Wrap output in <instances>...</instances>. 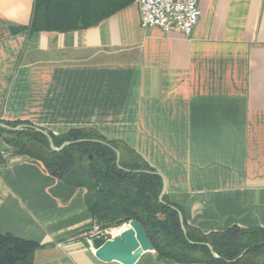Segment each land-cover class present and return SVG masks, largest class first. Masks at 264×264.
<instances>
[{"label":"crops","instance_id":"0c3cea01","mask_svg":"<svg viewBox=\"0 0 264 264\" xmlns=\"http://www.w3.org/2000/svg\"><path fill=\"white\" fill-rule=\"evenodd\" d=\"M104 2L123 7L31 32L34 0H0V119L124 141L203 233L264 228V0H198L188 35L142 27L134 0ZM2 152L0 232L43 245L33 264H120L94 255L85 188L12 156L0 134ZM135 264L187 263L152 250Z\"/></svg>","mask_w":264,"mask_h":264},{"label":"trees","instance_id":"16d2710c","mask_svg":"<svg viewBox=\"0 0 264 264\" xmlns=\"http://www.w3.org/2000/svg\"><path fill=\"white\" fill-rule=\"evenodd\" d=\"M121 7L109 6L104 0H34L28 27L31 32L85 29ZM0 121L11 127L19 126L17 130L0 127L12 156L37 159L50 175L86 189L85 203L92 227L85 231L94 226L103 231L119 221L123 224L134 219L142 225L158 260L187 264H264V228L232 226L203 233L190 226L182 209L165 193L159 200L162 177L124 141L108 139L89 127H73L55 134L26 121ZM47 135L56 148L66 141L69 143L53 150ZM113 148L119 152L118 165ZM3 162L0 156V163ZM41 247L33 240L0 232V264H33L34 253Z\"/></svg>","mask_w":264,"mask_h":264},{"label":"built area","instance_id":"2783aa9c","mask_svg":"<svg viewBox=\"0 0 264 264\" xmlns=\"http://www.w3.org/2000/svg\"><path fill=\"white\" fill-rule=\"evenodd\" d=\"M140 11V25L144 28L158 27L163 32L177 30L185 35L190 34L199 19L198 0H134ZM3 160H9L6 152L1 153ZM127 224L124 225V227ZM90 237L112 239L122 229L98 231ZM91 243V240L89 241Z\"/></svg>","mask_w":264,"mask_h":264},{"label":"water","instance_id":"95a60500","mask_svg":"<svg viewBox=\"0 0 264 264\" xmlns=\"http://www.w3.org/2000/svg\"><path fill=\"white\" fill-rule=\"evenodd\" d=\"M0 127L5 129H12V130L19 129V126L11 127L9 125L2 123L1 121H0ZM48 139H49V145L53 150H60L62 149V147H64L66 144L69 143L66 141L59 148H56L53 146L52 140L49 136ZM92 141L108 144L100 140H92ZM113 149L117 153L116 163L118 165L119 152L117 149L115 148ZM162 180L164 185V179L162 178ZM163 194H164V186L159 196L160 201L162 200ZM180 222L182 226L183 225L182 217H180ZM120 224L121 222L119 221L117 222L116 226ZM182 229L185 232L183 226ZM91 246L93 248L95 257L98 260L102 262L115 261L120 264H135L143 252L153 250V245L148 239L142 225L134 219L128 220L127 225L123 227L118 233V235L112 239H105L103 237H98V236L93 237L91 239ZM209 248L212 254L216 256L212 248L210 246ZM243 253L244 252H242L238 256V258H240L243 255Z\"/></svg>","mask_w":264,"mask_h":264},{"label":"rangeland","instance_id":"374dc122","mask_svg":"<svg viewBox=\"0 0 264 264\" xmlns=\"http://www.w3.org/2000/svg\"><path fill=\"white\" fill-rule=\"evenodd\" d=\"M125 224H127V222H125V223H123V224H120V225H118V226H114V227H111V228H109V229H121V228H123L124 227V225ZM95 233H96V229L93 227L92 229H91V231L89 232V235H95Z\"/></svg>","mask_w":264,"mask_h":264}]
</instances>
